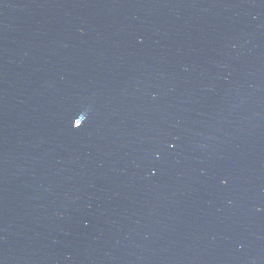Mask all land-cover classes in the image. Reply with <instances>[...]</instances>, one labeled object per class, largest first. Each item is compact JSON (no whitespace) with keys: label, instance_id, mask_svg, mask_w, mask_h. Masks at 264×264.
Segmentation results:
<instances>
[{"label":"water","instance_id":"water-1","mask_svg":"<svg viewBox=\"0 0 264 264\" xmlns=\"http://www.w3.org/2000/svg\"><path fill=\"white\" fill-rule=\"evenodd\" d=\"M0 264H264V0H0Z\"/></svg>","mask_w":264,"mask_h":264}]
</instances>
